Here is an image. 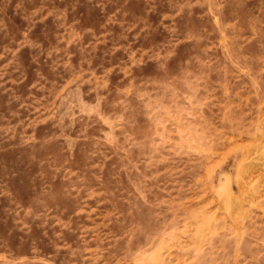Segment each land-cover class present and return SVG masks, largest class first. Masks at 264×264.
<instances>
[{
  "label": "rangeland",
  "instance_id": "rangeland-1",
  "mask_svg": "<svg viewBox=\"0 0 264 264\" xmlns=\"http://www.w3.org/2000/svg\"><path fill=\"white\" fill-rule=\"evenodd\" d=\"M0 264H264V0H0Z\"/></svg>",
  "mask_w": 264,
  "mask_h": 264
}]
</instances>
